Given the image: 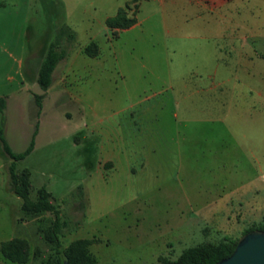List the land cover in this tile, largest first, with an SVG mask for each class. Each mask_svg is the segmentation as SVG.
Segmentation results:
<instances>
[{
  "label": "rangeland",
  "instance_id": "obj_1",
  "mask_svg": "<svg viewBox=\"0 0 264 264\" xmlns=\"http://www.w3.org/2000/svg\"><path fill=\"white\" fill-rule=\"evenodd\" d=\"M120 8L135 23L106 27ZM61 26L73 38L37 106L32 68ZM0 97L11 151L33 138L15 161L30 199L44 186L95 264H161L264 225V0H0ZM9 161L0 144V242L17 236ZM52 218L21 213L28 259L0 264H52Z\"/></svg>",
  "mask_w": 264,
  "mask_h": 264
},
{
  "label": "trees",
  "instance_id": "obj_2",
  "mask_svg": "<svg viewBox=\"0 0 264 264\" xmlns=\"http://www.w3.org/2000/svg\"><path fill=\"white\" fill-rule=\"evenodd\" d=\"M135 23L134 18H126L125 10L120 8L113 17L107 18L105 21L106 27L111 29L128 28ZM73 38L69 30L65 26L56 28L54 40H52L45 52V55L40 62L35 83L45 92L51 83L52 71L62 58L65 57V50L59 47V40L64 34ZM87 56H95L97 54V45L95 42H90L82 49ZM33 94V93H32ZM37 106H40L43 95L33 94ZM5 100L0 97V112L3 111ZM3 120L0 122V144L4 153L10 159L7 165L8 188L20 199V211L23 215H38L40 213L49 212L53 215L49 223L47 233L44 237L45 242L50 244L54 250V260L52 264H95V259L88 253L87 246L90 244L89 239H75L65 244L63 237L67 228V222L60 219L57 207L50 200V192L44 186H40L36 190L35 198L32 200L29 197V173L26 169L19 172L15 171V161L23 159L33 147V138L30 140L27 147L18 153H14L9 148L2 129ZM35 134L33 132L32 136ZM79 190V188H77ZM81 201L78 203V208L81 210L86 206L82 193L78 192ZM264 230V225L259 224L246 228L243 233L252 230ZM242 233V234H243ZM238 238L233 240L224 239L218 243H204L193 247L186 248L180 256L172 261H163L161 264H214L221 258L228 256ZM29 244L26 239L13 237L0 242L1 256L12 263H25L29 256Z\"/></svg>",
  "mask_w": 264,
  "mask_h": 264
},
{
  "label": "water",
  "instance_id": "obj_3",
  "mask_svg": "<svg viewBox=\"0 0 264 264\" xmlns=\"http://www.w3.org/2000/svg\"><path fill=\"white\" fill-rule=\"evenodd\" d=\"M31 91L38 95L44 92L37 83ZM214 264H264V230L252 229L243 233L232 252Z\"/></svg>",
  "mask_w": 264,
  "mask_h": 264
},
{
  "label": "crops",
  "instance_id": "obj_4",
  "mask_svg": "<svg viewBox=\"0 0 264 264\" xmlns=\"http://www.w3.org/2000/svg\"><path fill=\"white\" fill-rule=\"evenodd\" d=\"M133 25V24H132ZM131 25V26H132ZM36 74H37V66L35 65V67L32 68V72H31V75H30V78H32V76H34V78H36ZM33 82V81H32ZM35 83V81H34ZM104 163H111V160H110V157H107L104 159L103 161V165ZM112 167V163L110 165ZM8 191L9 193H12L9 188H8ZM16 201H17V204H15V207H16V211H17V215L15 216V225H14V229L13 231L17 234V236L15 237H20V238H24L21 234L24 232L23 230V226L25 225L24 224V221L23 220H20V214H21V211H20V199L16 196L15 197ZM19 199V200H18ZM13 238V237H11Z\"/></svg>",
  "mask_w": 264,
  "mask_h": 264
}]
</instances>
